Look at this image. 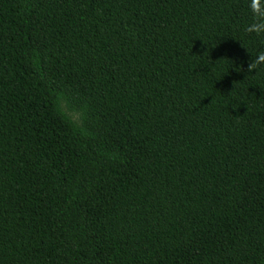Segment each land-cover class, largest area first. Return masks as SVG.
Masks as SVG:
<instances>
[{"label":"trees","instance_id":"16d2710c","mask_svg":"<svg viewBox=\"0 0 264 264\" xmlns=\"http://www.w3.org/2000/svg\"><path fill=\"white\" fill-rule=\"evenodd\" d=\"M249 2L0 0V264H264Z\"/></svg>","mask_w":264,"mask_h":264},{"label":"clouds","instance_id":"9594fccd","mask_svg":"<svg viewBox=\"0 0 264 264\" xmlns=\"http://www.w3.org/2000/svg\"><path fill=\"white\" fill-rule=\"evenodd\" d=\"M249 8L253 20L246 26L245 31L256 35L264 34V0H250ZM262 64H264V52H260L254 60H251L247 71H254ZM52 103L62 120L80 135L88 136L87 113L83 105L77 106L68 95L62 92L55 94Z\"/></svg>","mask_w":264,"mask_h":264}]
</instances>
